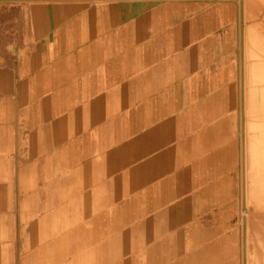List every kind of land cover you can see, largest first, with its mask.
I'll use <instances>...</instances> for the list:
<instances>
[{
    "label": "crops",
    "instance_id": "obj_1",
    "mask_svg": "<svg viewBox=\"0 0 264 264\" xmlns=\"http://www.w3.org/2000/svg\"><path fill=\"white\" fill-rule=\"evenodd\" d=\"M241 3L0 0V264H243Z\"/></svg>",
    "mask_w": 264,
    "mask_h": 264
},
{
    "label": "bare ground",
    "instance_id": "obj_2",
    "mask_svg": "<svg viewBox=\"0 0 264 264\" xmlns=\"http://www.w3.org/2000/svg\"><path fill=\"white\" fill-rule=\"evenodd\" d=\"M250 5L247 12L243 10L253 23L243 28V128L240 135L243 158L239 171L244 228L240 240L243 247L247 245L250 249L249 256L247 254L250 263H246L247 259L244 264H264V14L260 17V13H264V0H252Z\"/></svg>",
    "mask_w": 264,
    "mask_h": 264
},
{
    "label": "rangeland",
    "instance_id": "obj_3",
    "mask_svg": "<svg viewBox=\"0 0 264 264\" xmlns=\"http://www.w3.org/2000/svg\"><path fill=\"white\" fill-rule=\"evenodd\" d=\"M242 1H243V0H241V2H242ZM244 1H246V2H244ZM244 1H243V2H244L243 7H244V10L247 12L248 7L251 6L250 3H251L252 0H244ZM243 2H242V3H243ZM249 2H250V3H249ZM247 14H248V13H245V15H244L245 28L248 26V24L250 25V24L253 23V20L251 21V18H250V17L248 18V17H247ZM263 14H264V13L261 12V13H260V15H261L260 17H262ZM246 18H247V19H246ZM249 19H250V20H249ZM250 22H251V23H250ZM245 28H244V29H245ZM239 72H241V70H239ZM238 76H239V75H238ZM238 81H239V79H238ZM251 236H252V235H251ZM250 238H251V237H250ZM246 239H247V238H246ZM242 247H243V240H242ZM240 249H241V247H240ZM241 250H242V252H243V253L241 252V255H244V258H243V260H242V263L244 264L245 261H246L247 259H248V260L246 261V263H247V262L250 263V260H249V258H248V256H249L248 251H249L250 249L247 248V245H246V246L243 247ZM245 250H246V252H245ZM247 254H248V256H247ZM246 256H247V257H246ZM245 257H246V258H245ZM244 260H245V261H244Z\"/></svg>",
    "mask_w": 264,
    "mask_h": 264
}]
</instances>
